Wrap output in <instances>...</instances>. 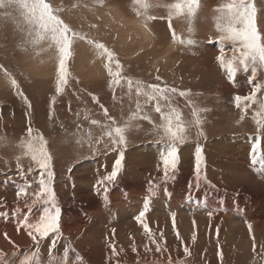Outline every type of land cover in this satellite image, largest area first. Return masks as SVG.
<instances>
[{"label":"rangeland","instance_id":"1","mask_svg":"<svg viewBox=\"0 0 264 264\" xmlns=\"http://www.w3.org/2000/svg\"><path fill=\"white\" fill-rule=\"evenodd\" d=\"M46 2L58 10L56 15L73 31L86 34L113 51L121 64V76L141 81L145 86L160 84L161 87L167 85L189 92L187 98L174 96L172 107L180 111L185 123L194 121L192 112L197 110L203 123L200 128L194 123L188 128L186 142L177 146V170L175 173L170 171L166 179L160 155L168 141L161 138L162 131L159 135L155 131L156 126L163 124L160 114L155 112L156 101H149L145 95L137 96L135 86L129 94L123 80L121 86L110 88L111 77L104 66L105 59L97 56L92 46L80 40L73 44V55L68 61V86L57 95L54 49L41 51L48 48L47 41L35 47L28 43L31 39L28 35L30 26L20 10L7 5L0 8V199L6 205L0 206V212L23 208L27 211H23L24 222L26 219L33 222L41 214L43 205L39 202L31 204L34 197L17 200L15 195L17 188L25 183L32 185L29 193L37 191L39 172L23 146L29 139L28 129L31 128L33 137L42 136L46 141L51 156L53 180L50 186L55 199L58 197L56 203L61 209L59 228L62 229L61 223L72 217L80 220L87 215L93 221L99 214L101 218L94 227L75 233V242L69 238L72 231L68 230L70 234L64 238L60 230L59 239L54 238L56 247L51 254L49 248L53 236L41 241L39 248L35 246L30 250L15 251L14 247L8 249V244L3 243L5 237L1 232L3 229H0L3 246L0 252L5 253V260L9 264H21L25 259L31 264H169V261L171 264H264V218L260 220L258 217H264V164L260 162L264 160V123H257L264 122V115L257 114L258 105H252L244 114L234 105L235 95H247L251 91L247 83L251 71L247 74L238 72L233 85L217 61L220 48H224L226 60L234 55L232 43L220 41L222 32L217 29L216 21L219 15L216 9L229 0H199V8L191 21L184 15L171 17V31L166 6L176 0H149L151 4L161 6L146 12L134 0ZM252 2L256 8L258 31L264 37V0ZM114 10H117L115 13L120 15V20L113 16ZM121 15L132 21L152 22L156 43L140 49L139 42L135 43L139 38L137 31ZM190 40L194 43H188ZM173 42L176 47L171 48ZM86 67L90 69L87 71ZM112 67L115 71L114 63ZM5 71L11 79H15L18 88L11 85ZM157 76L160 80L156 79ZM254 83H264V71L258 72ZM144 91H148L147 87ZM21 92L31 108L24 103L19 95ZM262 94L264 90L258 96ZM93 96L98 103L93 101ZM53 98L55 103H52ZM166 103L160 101L165 112L168 111L167 107H163ZM100 105L116 121L113 127L126 128L125 146L112 145V138L107 135L112 130L109 127L111 121L105 117ZM144 116L149 119H143ZM257 138L261 140L260 160L253 164L250 150ZM197 147L202 149L198 186L194 172ZM120 153L123 154L121 170L115 182L108 184L105 181V195L104 184L96 185V180L98 183L103 176L110 174ZM80 167H89L86 169L88 176L76 172ZM30 168L32 171H29ZM92 168L97 169L98 178L91 175ZM95 190L99 194L94 193ZM84 196L86 198L82 202L81 197ZM26 199L29 201L27 206L24 204ZM204 199L212 202L216 209L225 211L213 212L201 208L198 203ZM186 201L192 202L195 210L190 212ZM145 203L149 205L145 223L149 225L153 238L160 243L161 252L156 251V245L150 242L143 228L134 220L144 210ZM87 209L88 212L84 213ZM68 211L75 212L70 216ZM208 212L212 215L209 216ZM172 213H175V231ZM185 216L194 219L195 226L190 228L185 225ZM204 220L206 223H203ZM80 229L83 228L78 227L77 230ZM181 229L192 232L182 233ZM238 229L241 234L244 233L243 240L234 237V230ZM92 235L98 237L95 239ZM253 237L254 240L256 237L255 251ZM85 238L91 241L89 246L92 245L94 250H85L77 245ZM111 244L116 247V256L112 255ZM185 247L189 249L187 255ZM218 251L222 253V258Z\"/></svg>","mask_w":264,"mask_h":264},{"label":"snow or ice","instance_id":"2","mask_svg":"<svg viewBox=\"0 0 264 264\" xmlns=\"http://www.w3.org/2000/svg\"><path fill=\"white\" fill-rule=\"evenodd\" d=\"M145 12L152 7H160L161 5H153L149 0H134ZM14 6L20 10L24 20L30 26L28 35L31 39L28 41L32 46H37L42 42H48V48L41 49V51H48L54 49L55 58L57 60L56 68V83L55 93L60 95L64 92L66 86L69 83V72H68V61L73 55V44L77 41H84L86 44L92 46L97 56L105 59V68L108 71L111 80L109 82L110 88L121 86V81H125L127 84L128 92L131 94L133 87L136 88L137 96L145 95L149 101H156L155 112L159 113L163 124L156 126L155 131L159 135L162 131V139L168 141L167 147L160 155V161L163 165L164 176L167 179L169 172L175 173L179 163L178 145L183 144L187 140V130L192 123L197 128H200L203 121L200 119L197 110H193L192 116L195 118L194 121L185 123L182 119L180 111L172 107V99L174 96L179 95L180 97L187 98L190 93L186 91H179L175 87H169L160 84H149L145 86L141 81H133L130 77L121 76V64L116 60L115 53L106 47L103 43L95 41L89 38L86 34L73 31L62 19L56 15L58 10L46 2V0H0V8L5 6ZM169 13V30H172L171 17L184 15L191 21L195 17L196 12L199 8V0H176L175 3L167 5ZM216 11L219 15L216 17L217 29L222 32L220 41H228L233 45L232 51L234 55L230 59H225L224 48H220V55L217 57V61L220 68L226 73L229 83L235 85L237 73L243 71L247 74L251 71L247 83L251 88V91L247 95H235L233 97L234 105L241 111L242 114L246 113L252 105H258V115H264V94L258 96L264 90V83H254L259 71H264V37L261 36L257 28L256 23V8L252 0H229L227 4L217 8ZM155 19V17H151ZM95 27V25H92ZM175 38V33H173ZM188 43H194V41H188ZM113 63L115 64V71L113 70ZM5 76L9 77L10 83L13 87L18 88L15 79H11L9 74L5 71ZM160 80V77H156ZM147 87L148 91H144ZM24 99V103L31 108L30 102L27 97L21 92L19 93ZM166 101L168 111L162 110L160 101ZM93 101L98 103L99 101L93 96ZM52 103H55L53 98ZM191 106V105H189ZM100 107L104 111V115L108 118L111 123L109 127L111 131L107 133L111 137V143L115 147H121L126 145V128L115 126L116 121L108 116V110ZM139 108V104H137ZM243 118V115H242ZM143 119L148 120L147 116ZM96 123V121H93ZM258 124L264 123L258 121ZM260 129L258 128V131ZM202 135V131L200 132ZM28 141L23 145L26 148L27 154L31 156V160L37 166L39 175L37 179L38 189L34 193H29L28 189L32 186L31 183H25L18 187L16 190V198L20 200L23 197L32 196L31 204L35 205L38 202L43 205L41 214L35 222L25 220L24 224L17 228L19 233L21 228L27 230V235L32 240L33 244L39 248L40 242L48 239L50 236L58 237L60 235L59 218L61 209L57 206L54 190L50 186L53 180V172L50 169L51 156L46 148V141L42 136L33 137L32 129H28ZM261 140L259 138L254 140L252 148L250 150L251 162L256 164L260 160ZM123 154H119V158L114 161L112 171L109 175L104 177L100 184H104L105 181L112 183L116 180L122 166ZM195 177L198 182L201 176V162H202V149L197 147L195 154ZM261 164H264V160H260ZM29 171H32L30 168ZM105 195L107 193V187L104 188ZM99 194V192L97 193ZM29 201L25 200L27 206ZM0 206L4 205L3 199H0ZM149 205L145 203L144 210L140 211L135 216V221L142 228L144 233L149 237L150 242L156 245V251L161 252L162 248L160 243L153 238V234L149 225L145 223V216L148 211ZM212 213H209L211 216ZM173 219V230L175 231V213H172ZM115 232V230H113ZM249 232L251 234V225H249ZM162 235V234H161ZM6 240L9 243H13L8 237L7 233L4 234ZM177 239H179V233H177ZM195 240V237H193ZM15 246V245H14ZM56 247V239L51 242L49 253L51 254L52 249ZM256 243L253 238V251H255ZM112 255L116 256L117 251L115 245H111ZM133 252L136 248L133 247ZM146 250L147 246H146ZM166 251V249H163ZM184 253L189 254V249L184 248ZM15 255V253H13ZM218 255L222 258V253ZM67 256V251H65ZM0 264H9L5 260V253L0 252ZM21 264H31L27 259L21 261ZM171 264V261H169Z\"/></svg>","mask_w":264,"mask_h":264},{"label":"bare ground","instance_id":"3","mask_svg":"<svg viewBox=\"0 0 264 264\" xmlns=\"http://www.w3.org/2000/svg\"><path fill=\"white\" fill-rule=\"evenodd\" d=\"M117 11V10H116ZM115 10H114V17L117 19V20H120V15L118 14V13H115L116 12ZM157 15H159V14H157ZM121 17H123V15H121ZM124 19H125V22H127V24H131L132 23V26L134 27V30H136L137 31V34L139 35V38L137 37V40H136V44L139 42V44L138 45H140V49L141 48H144L146 45H152L153 44V42H154V39L155 38H153V30L151 29L152 28V26L151 25H153L152 24V22L151 23H148V22H142L141 20L140 21H132V20H129V19H127V18H125V17H123ZM144 21V20H143ZM150 21V20H149ZM155 23V22H154ZM154 28V27H153ZM188 28V27H187ZM163 30H166V29H163ZM135 32V31H134ZM185 34V33H184ZM154 35H155V33H154ZM136 37V36H135ZM162 37V36H161ZM180 38V37H179ZM136 39V38H135ZM163 39H164V37H163ZM160 40V39H159ZM158 40V41H159ZM176 40H177V38H176ZM135 43H133V44H135ZM154 43H156V42H154ZM177 44V43H176ZM178 45V44H177ZM134 46V45H133ZM151 47V46H150ZM166 47V46H165ZM173 47H176L175 46V43L173 42L172 43V47L171 48H173ZM134 48V47H133ZM131 49V48H130ZM137 49V48H136ZM136 49L134 50V51H136ZM145 49V48H144ZM146 49H147V47H146ZM175 49V48H174ZM177 49V48H176ZM171 50H173V49H171ZM81 51V50H80ZM156 51V50H155ZM178 51V50H177ZM166 55H167V53H166ZM172 56V55H171ZM90 57V56H89ZM92 58V57H91ZM166 60V59H165ZM40 61V60H39ZM49 62H50V59L48 60ZM41 63V62H40ZM37 64V63H36ZM29 66V65H28ZM30 67V66H29ZM41 66H39V68H40ZM52 67V66H51ZM49 68V67H48ZM28 69V68H27ZM90 68H88V67H86V70L88 71ZM91 69H93V68H91ZM44 70V69H43ZM42 71V70H41ZM45 71V70H44ZM55 71V70H54ZM95 71V70H94ZM27 72V71H26ZM43 72V71H42ZM51 72H52V70H51ZM94 76V75H93ZM49 136V135H48ZM65 137V136H64ZM64 159V158H63ZM100 160V159H99ZM60 164V163H59ZM89 166V165H88ZM92 166V165H91ZM160 166V165H159ZM158 166V167H159ZM157 167V168H158ZM5 168V167H4ZM79 168V167H78ZM81 168V167H80ZM88 169H89V167H87ZM86 168V169H87ZM97 168V167H96ZM96 168H92L91 170L93 171V174H91L93 177H97V174H98V171H97V169ZM105 168H106V166H105ZM110 168V167H109ZM161 168V167H160ZM263 168V167H262ZM86 169H80V170H78V171H76L77 173H83V174H87V176H88V174H89V172L87 173V171H86ZM151 169V168H150ZM162 169V172H163V168H161ZM90 170V171H91ZM155 170H157V169H155ZM101 172H102V170H100ZM99 171V172H100ZM106 171H108V170H106ZM148 171V170H147ZM75 172V173H76ZM127 172V171H126ZM159 172V171H158ZM5 173V172H4ZM33 173V172H32ZM74 173V172H73ZM74 173V174H75ZM149 173V172H148ZM155 173H156V171H155ZM161 173V172H160ZM1 174H3V173H1ZM78 174V175H79ZM104 174V173H103ZM128 174V173H127ZM163 174V173H162ZM33 175V174H32ZM100 175V174H99ZM98 175V176H99ZM109 175V174H108ZM80 176V175H79ZM126 176V175H125ZM32 177H34V176H32ZM71 177V176H70ZM69 177V178H70ZM103 177H105V176H103ZM102 177V178H103ZM24 178V177H23ZM85 178V177H84ZM90 179L92 178V177H89ZM98 178V177H97ZM95 179V178H94ZM101 179V178H100ZM99 179V180H100ZM228 179V178H227ZM93 180V179H92ZM126 181H127V179H125ZM80 181V180H79ZM83 181V180H82ZM82 181H80V182H82ZM85 181V180H84ZM97 181L98 180H96V185L97 184H100V183H97ZM116 181V180H115ZM114 181V182H115ZM230 181V180H229ZM100 182V181H99ZM226 182H228V181H226ZM73 183V182H72ZM76 183V182H75ZM125 184H126V182H124ZM123 183V184H124ZM127 183H128V181H127ZM9 184V183H8ZM109 184V183H108ZM117 184V183H116ZM130 184V183H129ZM128 184V185H129ZM256 184V183H255ZM11 185V184H10ZM101 185V184H100ZM127 185V186H128ZM6 186V185H5ZM67 186H69V185H67ZM104 186H106V184H104ZM109 186V185H108ZM113 186V185H112ZM123 186V185H122ZM58 187V186H57ZM62 187V186H61ZM111 187V186H110ZM109 187V188H110ZM114 187V186H113ZM126 187V186H125ZM60 188V187H59ZM63 188V187H62ZM61 188V189H62ZM97 188H98V186H97ZM97 188H95V189H97ZM8 189V188H7ZM33 190H34V188H32ZM38 189V186H36V189L35 190H37ZM77 189V188H76ZM79 189V188H78ZM100 189V188H99ZM102 189V188H101ZM115 189V188H114ZM58 190V189H57ZM62 190H64V188L62 189ZM69 190V189H68ZM80 190V189H79ZM65 191V190H64ZM71 191V190H70ZM108 191H110L109 189H108ZM74 192V191H73ZM77 192V191H76ZM81 192V191H80ZM94 193L95 192H98V191H93ZM124 192V191H123ZM70 193V192H69ZM85 194V193H84ZM111 194V193H110ZM68 195V194H67ZM14 197H15V195H14ZM58 198V197H57ZM56 198V199H57ZM86 198V196H84V197H81V200H82V202H83V199H85ZM89 198V197H88ZM13 199V198H12ZM80 199V198H79ZM113 199V197L111 198V200ZM174 199V198H173ZM158 200V199H157ZM17 201V200H16ZM84 201H86V200H84ZM91 201V200H90ZM113 201V200H112ZM181 201V200H180ZM196 201V200H195ZM80 202V201H79ZM109 202V201H108ZM198 202V201H197ZM87 203V202H86ZM92 203V202H91ZM110 203V202H109ZM108 203V204H109ZM112 203V202H111ZM25 204V203H24ZM84 204V203H83ZM23 205V204H22ZM195 205H196V202H195ZM198 205H200L201 206V208H203V209H207L208 211L209 210H212L213 212L214 211H220V210H218V209H216V207H215V205L214 204H212V202H210L209 200H205L204 199V201L202 202H200V203H198ZM19 206V205H18ZM170 206V205H169ZM186 206H187V209H189V211L191 212V211H193V210H195V209H193V207H192V202H188V201H186ZM104 207H105V205H104ZM114 207V206H113ZM123 207V206H122ZM189 207V208H188ZM196 207H197V205H196ZM86 208V207H85ZM199 208V207H198ZM223 209V208H222ZM63 210V209H62ZM120 210V209H119ZM199 210V209H198ZM197 209H196V211H198ZM2 211H6V212H4V213H1ZM0 213V229H3V230H1V232L3 231V236H4V234L5 233H7V235H8V237L10 238V240L13 242V241H15L13 244H11V243H9L8 242V240H6L4 237V240H2L3 241V243L5 244V245H7V248L9 249V248H13L14 247V249L13 250H15L16 251V249H18L19 251H22L23 249H27V250H30V249H32V248H34L36 245H34L33 244V242H32V240L30 239V237L27 235V231H26V229H23V228H21V230H20V232L18 233L17 232V228L18 227H20L21 225H23L24 224V215H23V211H26L25 209H23V208H21V209H12V210H2ZM8 211H10V212H8ZM179 211V210H178ZM185 211H188V210H185ZM200 211V210H199ZM201 211H203L202 209H201ZM205 211V210H204ZM221 211H225V210H221ZM220 211V212H221ZM27 212V211H26ZM73 212H75V211H68V214L71 216V213H73ZM85 212H88V209L86 210V211H84V213ZM130 212V211H129ZM135 212V211H134ZM163 212V211H162ZM189 212V213H190ZM207 212V211H206ZM83 213V214H84ZM208 213H210V212H208ZM217 213V212H216ZM225 213V212H224ZM28 214V213H27ZM118 214H119V212H118ZM122 214V213H121ZM135 214H136V212H135ZM206 214V213H205ZM251 214V213H250ZM65 215H66V213H65ZM92 215V214H91ZM133 215V214H132ZM29 216V215H28ZM66 216H68V215H66ZM74 216V215H73ZM84 216H86V217H84L83 219H80V220H78L77 218H70V219H67L66 221H64V222H62L61 223V225H62V229H60L61 230V232H62V234H63V236H64V238H66L65 236L67 235L68 236V234H70V233H68V230H70V231H72V233L69 235V238L70 239H72V240H74V242L75 241H77V239H75L74 238V234L75 233H78L79 231H81V233L82 232H84L86 229H88L90 226H92V227H94V225H95V223L97 222V221H101V218L99 217V214H97L96 216H95V218H94V220L93 221H91L90 220V216H88L87 217V215H84ZM129 216V215H128ZM221 216V215H220ZM258 216V215H257ZM30 217V216H29ZM93 217V216H92ZM165 217V216H164ZM180 217V216H179ZM182 217V216H181ZM259 218H260V220H262L264 217L263 216H258ZM34 218V217H33ZM32 218V219H33ZM129 218V217H128ZM151 218V217H150ZM200 218V217H199ZM219 218H221V217H219ZM92 219V218H91ZM126 219V218H125ZM26 220H28V219H26ZM37 220V219H36ZM36 220H33V222H35ZM65 220V219H64ZM135 220V219H134ZM194 219H192V218H190V217H188V216H185L184 217V223H185V225H189V227L190 226H192V225H194L195 226V221H193ZM214 220H215V218H214ZM156 221V220H155ZM171 221V220H170ZM182 221V220H181ZM199 222V221H198ZM98 223V222H97ZM175 223H176V221H175ZM177 223H178V221H177ZM203 223H206L205 222V220H204V222ZM207 223H209L208 221H207ZM211 223V222H210ZM214 223V222H213ZM264 223V222H263ZM262 223V224H263ZM212 224V223H211ZM223 224V223H222ZM97 225H99V224H97ZM151 225V224H150ZM154 225H156V224H154ZM163 225V224H162ZM173 225V224H172ZM176 225V224H175ZM264 225V224H263ZM177 226V225H176ZM182 226H184V225H182ZM201 226V225H200ZM212 226V225H211ZM78 227H82L83 229L81 230H77L78 229ZM159 227V226H158ZM180 227V226H179ZM259 227V226H258ZM77 228V229H76ZM135 228V227H134ZM160 228V227H159ZM184 228V227H183ZM191 228V227H190ZM140 229H142V228H140ZM179 229V228H178ZM204 229H205V227H204ZM258 229H260V227L258 228ZM124 230V229H123ZM137 230H138V227H137ZM182 230V233H186V232H188L187 230H186V232L183 230V229H181ZM264 230V229H263ZM173 231V230H172ZM177 231V230H176ZM191 231V230H190ZM258 231V230H257ZM90 232V231H89ZM192 232V231H191ZM198 232V231H197ZM241 232V231H240ZM239 232V229H238V231H236V230H234V237L235 238H237V239H242L243 238V235H244V233L243 234H241ZM95 234H96V232H94ZM130 233H131V230H130ZM133 234H134V232H132ZM143 233V232H142ZM179 233V232H178ZM195 233V232H194ZM193 233V234H194ZM204 233V232H203ZM216 233V232H215ZM80 234V233H79ZM85 234V233H84ZM188 234V233H187ZM201 234V233H200ZM248 234V233H247ZM252 234V233H251ZM121 235H123V234H121ZM127 235V234H126ZM198 235V234H197ZM197 235H195V237L197 236ZM230 235V234H229ZM75 236H77V235H75ZM93 237L92 238H97L98 237V235H92ZM111 236H112V233H111ZM146 236V235H145ZM184 236V235H183ZM188 237L190 236V235H187ZM199 236V235H198ZM216 236V235H215ZM226 236H228V235H226ZM231 236V235H230ZM259 236V235H258ZM141 237V236H140ZM139 237V239L141 240V238ZM232 237V236H231ZM52 238V240L54 239V238H56L57 240L59 239V237H51ZM81 238V237H80ZM88 238V237H87ZM104 238V237H103ZM125 238V237H124ZM145 238V237H144ZM143 238V239H144ZM187 238V237H186ZM226 238V237H225ZM254 238V237H253ZM86 239V238H85ZM80 240V242H77V245H80V246H82V248H84L85 250H89L90 249V251H92V250H94L91 246H89V244H90V240H88V239H86V240ZM162 239V238H161ZM93 240V239H92ZM203 240V239H202ZM206 240V239H205ZM243 240V239H242ZM1 241V240H0ZM44 241V240H43ZM63 241V240H62ZM79 241V240H78ZM141 241H143V240H141ZM198 241V240H197ZM232 241V240H231ZM255 241H256V237H255ZM263 241V240H262ZM85 242V243H84ZM98 242V241H97ZM99 242H100V240H99ZM225 242V241H224ZM233 242V241H232ZM259 242V241H258ZM257 242V243H258ZM46 243V242H45ZM103 243V242H102ZM139 243V242H138ZM220 243V242H219ZM236 243V242H235ZM261 243V242H260ZM263 243H264V241H263ZM94 244V243H93ZM109 244V243H108ZM15 245V246H14ZM49 245V244H48ZM51 245V244H50ZM112 245V244H111ZM221 245V244H220ZM226 245V244H225ZM0 250H2V248H3V246H2V243H0ZM47 246V245H46ZM223 246V245H222ZM6 248V249H7ZM78 248H80V247H78ZM203 249H205V247L203 248ZM84 251V250H83ZM225 251V250H224ZM95 252V251H94ZM225 253V252H224ZM231 253V252H230ZM81 255V254H80ZM227 255V254H226ZM229 255V254H228ZM237 255V254H236ZM231 256V255H230ZM234 257V256H233ZM42 258V257H41ZM234 263V262H233Z\"/></svg>","mask_w":264,"mask_h":264},{"label":"crops","instance_id":"4","mask_svg":"<svg viewBox=\"0 0 264 264\" xmlns=\"http://www.w3.org/2000/svg\"><path fill=\"white\" fill-rule=\"evenodd\" d=\"M263 21H264V18H263Z\"/></svg>","mask_w":264,"mask_h":264}]
</instances>
